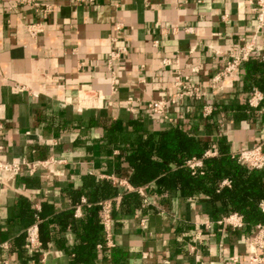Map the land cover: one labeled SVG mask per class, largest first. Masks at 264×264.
Here are the masks:
<instances>
[{
  "label": "crops",
  "instance_id": "crops-1",
  "mask_svg": "<svg viewBox=\"0 0 264 264\" xmlns=\"http://www.w3.org/2000/svg\"><path fill=\"white\" fill-rule=\"evenodd\" d=\"M45 5L52 11H39ZM35 23L43 25V32L31 37L27 26ZM254 25L248 0H0V162H47L34 171L23 165L18 175L6 174L0 181V260L71 264L76 234L69 222L80 220L90 207L85 185L94 178L137 191L145 202L132 214L111 217L112 248L105 245L100 217L104 243L94 251L104 247L107 253L90 258L89 264H244L255 233L218 224L222 217L212 219L198 202L171 198L158 206L143 188L118 179L104 163L112 159L108 146L134 137L130 122L135 119L155 133L177 124L195 125L188 121L186 101L171 109L172 123L144 109L149 100L174 96L177 68L188 75L190 67L199 66L192 83L206 93L201 108L247 103L249 93L264 86V26L250 57L253 68L248 73L238 68L218 89L210 81L224 66L223 54L240 40H250ZM117 46H125L128 54L113 64L112 75L106 59ZM162 59L172 64L163 66ZM90 92L102 96L100 107L79 106V95ZM127 99L133 101L132 112ZM263 110L264 99L254 119L221 115L219 131L232 152L264 142ZM113 127L115 133H108ZM197 134L208 137L202 126ZM102 202L112 207L111 199L98 202L100 212ZM69 211L73 215L64 225L62 214ZM42 220L51 240L30 254L24 249L26 229ZM113 248L123 254L119 263L110 258Z\"/></svg>",
  "mask_w": 264,
  "mask_h": 264
},
{
  "label": "trees",
  "instance_id": "trees-1",
  "mask_svg": "<svg viewBox=\"0 0 264 264\" xmlns=\"http://www.w3.org/2000/svg\"><path fill=\"white\" fill-rule=\"evenodd\" d=\"M250 63L251 59L239 68L244 67L248 73L253 68ZM258 88L264 94V86L258 85ZM185 104L189 109L188 121H195V125L177 124L155 133L144 130L142 122L135 119L130 122L134 137L108 146L112 159L107 160L105 166L133 188H143L147 198L156 201L158 206L169 204L171 198L198 202L212 219L236 213L242 218V231L247 235L256 233L257 225L264 224V212L260 208V203L264 202V170L239 163L232 156L227 136L220 133L218 126L222 114L237 120H251L256 116L254 110L246 102L236 106L212 103L211 113L203 117L201 102L186 101ZM199 126L203 127L207 138L197 134ZM109 130L112 134L116 131L115 127ZM105 141L109 145L108 138ZM261 144L264 151V142ZM115 149L118 154L113 155ZM206 152L213 155L207 157ZM192 158L201 161L200 168H189L187 161ZM225 181L228 184H224ZM84 195L90 207L80 220L69 222L76 234L75 244L70 249L71 264H89L90 258L99 254L104 258L107 253L104 247L99 252L94 251L96 244L104 243L98 227L101 212L96 203L111 199V217L115 219L119 213L132 214L145 202L137 191L126 192L109 181L94 178L86 182ZM72 215L73 211L62 214L64 225ZM38 232L45 248L51 238L48 224L43 220L38 224ZM122 256L117 248L110 251L114 263H119Z\"/></svg>",
  "mask_w": 264,
  "mask_h": 264
},
{
  "label": "built area",
  "instance_id": "built-area-1",
  "mask_svg": "<svg viewBox=\"0 0 264 264\" xmlns=\"http://www.w3.org/2000/svg\"><path fill=\"white\" fill-rule=\"evenodd\" d=\"M81 4H92L95 0H74ZM250 10L255 18V25L253 27V35L250 40H240L238 46L235 49H230L225 54H223L224 66L222 70L217 73L210 81V86L212 89L221 88L223 82L230 79L237 72L238 68L243 62L250 59L255 51V43L257 37L264 26V0H248ZM39 8V6H37ZM43 14L52 11V6L45 5L40 8ZM122 29L121 24H116L115 31L117 34L120 33ZM27 32L31 37H35L43 32V25L39 23L30 24L27 26ZM112 42H116L117 38H111ZM157 45V42H154ZM128 50L125 46H117L115 49L108 53L106 59V66L110 70L111 74L114 75L112 71V66L115 62L122 60L127 56ZM172 61L169 59H162L163 66H169ZM200 71L199 66H192L189 69L188 75H183L180 69H176L175 76L173 80V87L175 94L169 99H152L145 103L144 109L157 116L161 121L172 123L171 109L182 101H195L202 102L206 97V93L203 90L192 83L193 76L197 75ZM115 84V80L112 79L111 85ZM25 88L19 87V91H23ZM264 99V95L254 89L247 97V105L249 108L257 110L260 108V104ZM102 103V96L99 93H82L79 95V106L81 107H100ZM127 110L133 111V101L131 99L126 100ZM264 111V110H263ZM211 113L210 106H204L202 108V116L206 117ZM213 153L206 152L205 156H212ZM232 156L241 164L254 168L257 170H264V151L262 149V144L256 145L249 149L240 150L237 152H232ZM47 162H36L35 164H25V163H2L0 162V181L3 180L6 174L16 176L20 173L21 168L25 165L29 171H34L36 167H45ZM187 165L191 170L200 168L202 163L200 160L192 158L187 161ZM113 181L121 186H127V183L122 180ZM224 184H228L226 181ZM140 194H143L141 190H138ZM84 202V200H83ZM101 209V225L105 235V245L109 248L114 247L112 242V219L110 215L111 206L109 202H102L99 204ZM261 211L264 212V202L260 203ZM79 212H76V216ZM218 224H227L232 228L240 229L243 227L242 218L236 214L231 213L225 217H222ZM41 248V242L39 238L38 225L32 224L26 229L24 249L30 253L34 254ZM44 256V255H43ZM44 258V257H43ZM233 263L238 262L237 257L231 258ZM42 262V260H41ZM0 264H8L5 260H0ZM26 264H40L38 262H28ZM244 264H264V224L257 225L256 233L252 238L249 245V252L246 254L244 259Z\"/></svg>",
  "mask_w": 264,
  "mask_h": 264
}]
</instances>
